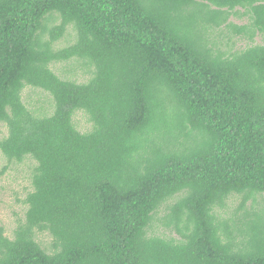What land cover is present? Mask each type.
<instances>
[{
    "label": "trees",
    "instance_id": "trees-1",
    "mask_svg": "<svg viewBox=\"0 0 264 264\" xmlns=\"http://www.w3.org/2000/svg\"><path fill=\"white\" fill-rule=\"evenodd\" d=\"M259 35L264 0H0V264H264Z\"/></svg>",
    "mask_w": 264,
    "mask_h": 264
},
{
    "label": "rangeland",
    "instance_id": "rangeland-1",
    "mask_svg": "<svg viewBox=\"0 0 264 264\" xmlns=\"http://www.w3.org/2000/svg\"><path fill=\"white\" fill-rule=\"evenodd\" d=\"M241 12H244V10L241 9ZM231 21L237 24H249L250 22L248 19L240 21L236 18H232ZM71 41L72 39L70 37H67L66 39L61 41L60 45L66 46L71 43ZM256 43L264 44V36H257ZM52 68L54 71L62 73L64 65L58 64L53 66ZM75 74L79 76L82 75L81 72H75ZM25 95L29 96L28 100L30 103L37 100V104L34 107L41 108L49 106V100L46 101V99L42 97L40 95V92L38 91L28 90L25 91ZM77 123L80 129H85L86 127H88V124L82 115H79L77 117ZM6 133V127L1 126L0 139L3 138ZM6 165V159H4L3 157L0 158V172ZM32 166L33 163L29 161H26L23 164H12L10 170L4 176L0 177V229L4 230L6 236L13 235V231L17 228L18 220L24 217L26 206L22 203V201L25 200L26 195L32 189L30 182V172ZM228 207L230 208L227 212L231 213L232 211H234L236 204L231 202ZM157 229H159V231H163L161 227ZM41 239V243L43 245L46 244L48 239L44 236ZM47 245L48 243L46 244V246Z\"/></svg>",
    "mask_w": 264,
    "mask_h": 264
}]
</instances>
